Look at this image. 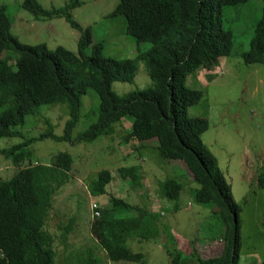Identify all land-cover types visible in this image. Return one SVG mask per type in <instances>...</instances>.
I'll return each mask as SVG.
<instances>
[{
  "label": "trees",
  "instance_id": "1",
  "mask_svg": "<svg viewBox=\"0 0 264 264\" xmlns=\"http://www.w3.org/2000/svg\"><path fill=\"white\" fill-rule=\"evenodd\" d=\"M248 1L118 0L107 17H124L125 33L137 48L136 57L131 59L103 55V44L93 42L90 27L83 29L72 20L71 11L81 5L78 0H67L63 6L50 9L36 0H23L21 4L37 20L64 18L77 28L80 37L76 53L61 46L21 43L11 33L6 7L0 6V138L21 136L16 128L24 124L26 116L38 114L44 105L65 104L69 115L60 135L53 132L47 121V129L36 137L1 151L12 158L18 170L10 179L0 180V264L57 262L54 237L45 226L54 190L68 178L72 159L67 153H59L49 165H31L26 147L44 139L72 144L90 142L111 133V125L126 116L132 118V124L125 140L137 144L134 150L145 148L147 142L154 140L156 145L152 144L151 149L159 159L166 164H181L199 185L192 191L193 201L215 208L212 214L219 228H225L218 252L203 257L194 245L189 254L173 249L169 252V264H238L240 208L233 201L231 187L215 157L201 141L207 121L187 115V108L199 101L201 91L186 87L183 80L195 70L210 69L220 57L230 55L232 33L224 26L223 10ZM143 43L149 47L143 48ZM4 52L16 56L14 66L7 63L11 57ZM241 58L245 64L264 63V8L249 48ZM140 63L151 85L116 94L111 84L132 83ZM89 90L99 100L97 119L72 138L80 116L81 98ZM139 171V166L118 169L120 177L129 181H137ZM110 181V172L100 171L88 185L90 195H104ZM256 184L264 192V164L256 176ZM161 188L170 201L178 200L181 184L175 179H167ZM110 201L111 210L98 208L101 214L93 221L98 227L93 239L111 262H140L142 255L132 253L126 243L130 239L155 238L159 233L156 217L136 207L134 217L114 218V210H130V206L115 197ZM70 230L71 222L64 227L66 234ZM215 238L202 240V246ZM76 257L73 264H103L90 248Z\"/></svg>",
  "mask_w": 264,
  "mask_h": 264
},
{
  "label": "rangeland",
  "instance_id": "2",
  "mask_svg": "<svg viewBox=\"0 0 264 264\" xmlns=\"http://www.w3.org/2000/svg\"><path fill=\"white\" fill-rule=\"evenodd\" d=\"M43 8L63 6L67 0H36ZM81 5L71 11L72 20L81 28L90 27L93 42L101 41L103 55L115 59L134 58L137 48L125 33L123 16L107 17L118 0H78ZM23 0H0L11 22V33L26 45L44 43L49 48L61 46L76 53L80 31L71 27L64 18L35 19L22 8ZM264 0H250L243 5L223 10L224 26L232 33L229 56L220 57L210 69L199 68L187 75L186 87L201 91L197 103L187 108V115L207 121V130L201 141L215 157L218 168L231 187L233 201L239 213V261L238 264H260L264 260V192L256 184V176L264 164V63L245 64L241 54L248 50L254 27L262 14ZM142 47L147 49L148 43ZM144 49V50H145ZM7 61L14 66L16 56ZM151 85L147 71L140 63L132 83L113 82L111 89L123 95L134 89ZM98 97L89 90L81 98L80 116L72 138L86 130L97 119ZM65 104L44 105L38 114L25 117L24 124L16 129L18 137L0 138V180L10 179L18 170L10 156L1 151L28 141L47 129L49 121L56 135L62 133L68 120ZM132 118L126 116L111 125V133L102 134L90 142L69 143L44 139L26 147L31 165H49L59 153H67L72 159L68 178L61 181L53 193L52 208L45 229L54 237L56 264H73L76 256L88 248L98 255L103 264H169L170 251L180 250L189 254L197 247L200 256L206 257L221 248L225 228L212 214L215 208L196 204L192 191L199 188L179 163L166 164L151 149L156 142L149 141L145 148L125 140L131 131ZM29 162V163H30ZM24 163V165H27ZM139 166L137 181L124 180L118 169ZM107 170L111 181L106 193L93 197L88 185L100 171ZM175 179L181 184L176 202L163 194L161 184ZM121 199L130 206L155 215L158 235L150 240L130 239L127 247L132 253H140V262H110L100 253L94 241L98 229L92 206L99 210L110 208L111 198ZM177 204V209L174 205ZM109 210V209H108ZM136 212V211H135ZM100 212L99 216L100 217ZM130 214V213H129ZM131 215V214H130ZM122 218L121 213L116 215ZM71 222V230L64 227ZM216 237L202 248L201 241Z\"/></svg>",
  "mask_w": 264,
  "mask_h": 264
},
{
  "label": "crops",
  "instance_id": "3",
  "mask_svg": "<svg viewBox=\"0 0 264 264\" xmlns=\"http://www.w3.org/2000/svg\"><path fill=\"white\" fill-rule=\"evenodd\" d=\"M106 209L111 210V207H110V208H106ZM119 213H121L122 218H125V219H126V218H130V217H134V216L136 215V212H135V211L132 212V210H128V209H127V210H123V211H117V209H116V210L113 211V214H112V215L114 216V218H117L116 215L119 214ZM129 213H130L131 215H130ZM202 248H204V246H203ZM98 251H100V253L103 254V256H104L105 259L108 261V263L111 262V261L109 262V260L106 258L105 253L103 252V250H102L101 248H99ZM95 256H96V255H95ZM96 257L99 258L100 260H102L98 255H97ZM141 260H142V259H141Z\"/></svg>",
  "mask_w": 264,
  "mask_h": 264
},
{
  "label": "built area",
  "instance_id": "4",
  "mask_svg": "<svg viewBox=\"0 0 264 264\" xmlns=\"http://www.w3.org/2000/svg\"><path fill=\"white\" fill-rule=\"evenodd\" d=\"M98 208H99V207H98L96 204H94V205L92 206V211H93V213H94V215H95L96 217L99 216Z\"/></svg>",
  "mask_w": 264,
  "mask_h": 264
}]
</instances>
